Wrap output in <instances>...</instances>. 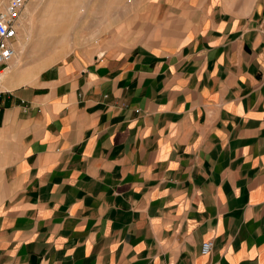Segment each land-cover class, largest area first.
<instances>
[{
	"label": "crops",
	"instance_id": "crops-1",
	"mask_svg": "<svg viewBox=\"0 0 264 264\" xmlns=\"http://www.w3.org/2000/svg\"><path fill=\"white\" fill-rule=\"evenodd\" d=\"M61 1L138 30L44 55L21 26L0 76V264H264V0Z\"/></svg>",
	"mask_w": 264,
	"mask_h": 264
},
{
	"label": "rangeland",
	"instance_id": "rangeland-1",
	"mask_svg": "<svg viewBox=\"0 0 264 264\" xmlns=\"http://www.w3.org/2000/svg\"><path fill=\"white\" fill-rule=\"evenodd\" d=\"M39 1H37L36 3H32V5H30L31 7H33L32 12H34L33 34L29 35L28 33L29 32L28 26H30L29 20L27 22L28 23L27 27L26 26L24 27L23 23L21 25L22 31L24 28V32L21 31V33H23L24 35V37L22 38H25L24 39L25 41H29V39L31 38L33 39V41L30 43V50H28V52L31 54L43 53L44 55H49L51 51L64 53L70 50L71 51L75 50L73 49V47H71V43L73 45H77L79 47L78 50L87 49L88 47L86 46V44H89L93 47L99 45L98 47L111 49L117 46L119 42L125 43L127 37L130 36L131 38H133L134 36H136L135 32L138 30V28L134 29L131 27H126V28L113 29V30L110 29L104 31V33H101L100 30L94 29L95 26L97 25L96 17L92 15L90 16L79 15V17L63 16L62 14L64 13V10L61 5L63 4L64 1L63 2L61 0L58 1L48 0V2H45L44 0H41L40 2ZM6 5L4 7H6ZM27 8L28 7H26V9ZM29 12L30 9L28 8L27 13ZM23 16L24 15H22L21 20L23 19ZM127 19L130 20L131 17L127 15L121 17V20L123 22H121L120 24L126 25L128 22L132 23ZM72 28H75V30L70 31V29ZM20 35L21 34L19 33L18 38L21 41L22 38H20ZM21 43H19L18 46H20ZM23 44L24 46L26 45V43ZM120 48H122L121 45ZM19 52L20 49L18 50V53Z\"/></svg>",
	"mask_w": 264,
	"mask_h": 264
},
{
	"label": "built area",
	"instance_id": "built-area-1",
	"mask_svg": "<svg viewBox=\"0 0 264 264\" xmlns=\"http://www.w3.org/2000/svg\"><path fill=\"white\" fill-rule=\"evenodd\" d=\"M39 0H10L6 7L0 10V76L4 69L17 57V46L21 18L28 2ZM1 92V87H0ZM212 242L202 245L204 255H209L212 249Z\"/></svg>",
	"mask_w": 264,
	"mask_h": 264
},
{
	"label": "bare ground",
	"instance_id": "bare-ground-1",
	"mask_svg": "<svg viewBox=\"0 0 264 264\" xmlns=\"http://www.w3.org/2000/svg\"><path fill=\"white\" fill-rule=\"evenodd\" d=\"M29 13H31V12H29ZM33 13H34V12H33ZM31 15H32V14H31ZM18 45H19V44H18ZM18 48L20 49V52H21V51L23 50V48H24V44L21 43L20 46L17 47V50H19ZM17 54H18V51H17ZM17 58H18V55H17L16 59H17ZM6 70H7V69H6ZM5 72H6V71H5ZM3 74H4V72H3ZM3 74H2V75H3Z\"/></svg>",
	"mask_w": 264,
	"mask_h": 264
}]
</instances>
